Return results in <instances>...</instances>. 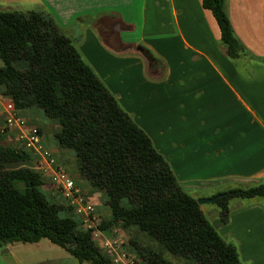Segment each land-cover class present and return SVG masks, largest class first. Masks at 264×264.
<instances>
[{"label":"crops","instance_id":"crops-1","mask_svg":"<svg viewBox=\"0 0 264 264\" xmlns=\"http://www.w3.org/2000/svg\"><path fill=\"white\" fill-rule=\"evenodd\" d=\"M202 1L0 0V12L51 15L150 137L178 183L201 199L264 184V0H227L235 36L247 52L238 59L226 54L220 28ZM143 50L161 64L157 75L148 73ZM19 114L28 126L39 128L44 147L75 180L99 220L109 219L108 206L94 205L105 192L90 186L75 152L57 141L59 125L37 108ZM0 142L21 150L16 134L2 135ZM29 157L21 166L34 168L37 156ZM43 188L60 198L47 177ZM229 208V221L217 227L219 234L236 245L243 264H264V199H234ZM64 212L81 223L72 208L65 206ZM216 215L206 217L215 225L219 211ZM119 231L124 243L131 239L132 230ZM124 249L142 261L131 247ZM74 261L47 239L0 249V264L79 263Z\"/></svg>","mask_w":264,"mask_h":264},{"label":"trees","instance_id":"trees-1","mask_svg":"<svg viewBox=\"0 0 264 264\" xmlns=\"http://www.w3.org/2000/svg\"><path fill=\"white\" fill-rule=\"evenodd\" d=\"M202 5L220 28L226 54L247 55L235 36L227 0ZM142 55L150 75H157L159 61L147 50ZM0 86L19 113L38 108L59 125V144L75 152L90 186L106 194L110 216L99 226L104 235L135 230L156 244L131 241L143 264H174L168 256L189 264H243L236 245L217 227L228 223L231 200L264 199V184L213 196L219 220L212 224L51 15L0 12ZM29 159L27 151L0 142V249L47 239L81 264H112L91 230L60 215L65 207L43 191L44 176L21 166Z\"/></svg>","mask_w":264,"mask_h":264},{"label":"built area","instance_id":"built-area-1","mask_svg":"<svg viewBox=\"0 0 264 264\" xmlns=\"http://www.w3.org/2000/svg\"><path fill=\"white\" fill-rule=\"evenodd\" d=\"M3 93V87L0 86V116L3 117L1 135L16 134L20 148L37 156L38 161L34 169L44 178H49L62 200L81 218L82 227L92 231L93 239L99 242L100 248L112 264H140L134 255L123 251L120 236H106L99 229L102 222L94 207L86 201L75 180L59 166L56 158L44 147L39 128L28 126L15 109L13 101ZM114 234L119 235L117 231H114Z\"/></svg>","mask_w":264,"mask_h":264},{"label":"rangeland","instance_id":"rangeland-1","mask_svg":"<svg viewBox=\"0 0 264 264\" xmlns=\"http://www.w3.org/2000/svg\"><path fill=\"white\" fill-rule=\"evenodd\" d=\"M148 73H149V71H148ZM37 110L38 111H40V112H43L41 109H38L37 108ZM130 115V114H129ZM45 116V115H44ZM131 116V115H130ZM46 118V120H49V119H47V117H45ZM131 118L133 119V116H131ZM49 121H51V120H49ZM18 165L17 164H15V165H12L11 167L12 168H15V167H17ZM248 187H250V186H248ZM242 188H244V187H242ZM43 191H44V188H43ZM45 192V191H44ZM51 198V200L53 201V202H55V203H58V204H61V205H63L64 207L65 206H68V204H66L65 203V201H63L62 200V198L60 197V198H58V197H55V198H53V197H50ZM201 199H204V198H201ZM106 201H107V197H105L103 200H100V199H95V201H94V205L95 206H107V204H106ZM203 208H204V210L206 211V216L210 219V220H214L215 218H216V214H217V212L219 211V208L214 204V203H209V204H205V205H203ZM60 215L62 216V217H69V218H73V219H75V220H78V217H76V216H74V215H72L71 213H65L64 211H62L61 213H60ZM129 233H131V239H129V238H127V240H126V243H124V241L122 240V238H121V236H120V238H121V240H122V249H123V251L125 250L124 248H129V247H131V248H133V245H131L130 243H131V241L132 242H134V243H136V244H138L139 246H141V247H143V246H149V247H152L153 246V242H151V241H147V240H145V239H142L143 237L140 235V234H138V233H136L135 231H131V232H129ZM119 235H122V234H119ZM118 234H114V232L111 234V236L112 237H115V236H119ZM153 247H155V246H153ZM126 251V250H125ZM135 253H136V251L135 250H133ZM131 253V255L133 256V252L132 251H130ZM127 253L129 254V252L127 251ZM137 254V253H136ZM139 255V254H138ZM135 256V255H134ZM134 258H136V260L140 263V264H142V261L140 260H138V258L135 256ZM142 259V258H141ZM168 259L170 260V261H172L174 264H189L187 261H185V260H181V259H176V258H173V257H169L168 256ZM74 262H76V261H74ZM77 264H80V263H77ZM83 264H89V263H83Z\"/></svg>","mask_w":264,"mask_h":264},{"label":"water","instance_id":"water-1","mask_svg":"<svg viewBox=\"0 0 264 264\" xmlns=\"http://www.w3.org/2000/svg\"><path fill=\"white\" fill-rule=\"evenodd\" d=\"M216 198H204V199H198V204L199 205H205L209 203H214Z\"/></svg>","mask_w":264,"mask_h":264}]
</instances>
